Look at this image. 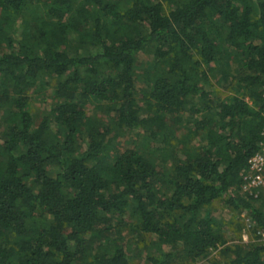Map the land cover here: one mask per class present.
<instances>
[{
  "label": "trees",
  "instance_id": "1",
  "mask_svg": "<svg viewBox=\"0 0 264 264\" xmlns=\"http://www.w3.org/2000/svg\"><path fill=\"white\" fill-rule=\"evenodd\" d=\"M263 128L264 0H0V264H264Z\"/></svg>",
  "mask_w": 264,
  "mask_h": 264
},
{
  "label": "rangeland",
  "instance_id": "2",
  "mask_svg": "<svg viewBox=\"0 0 264 264\" xmlns=\"http://www.w3.org/2000/svg\"><path fill=\"white\" fill-rule=\"evenodd\" d=\"M208 90H219L221 89L223 93L226 94L228 90H225L222 88V86H219L217 83H211L207 86ZM35 101V100H34ZM35 103L36 109L39 110H45V104H43L42 100H37ZM93 108V107H90ZM138 132H130L126 133L124 136V140H122V143H124V146H136L137 145V139L138 138ZM198 141L200 139L198 138ZM174 141H171L173 143ZM207 211H210L211 214L220 221L221 224L226 225V236L229 239V243H234L239 241V237H241L243 240H247L249 236H251L252 232H250V235L248 233L249 226L243 228L242 232L239 233L238 231H235L237 228L238 222L242 223H248L245 217L246 212L240 213L239 218L235 214V212L225 208L221 202H215L212 204ZM245 225V224H244ZM142 260V259H141ZM197 264H225V261L221 254L219 253V249L214 250L209 258L202 260L198 262Z\"/></svg>",
  "mask_w": 264,
  "mask_h": 264
},
{
  "label": "built area",
  "instance_id": "3",
  "mask_svg": "<svg viewBox=\"0 0 264 264\" xmlns=\"http://www.w3.org/2000/svg\"><path fill=\"white\" fill-rule=\"evenodd\" d=\"M262 136L258 149L242 173V192L264 202V128Z\"/></svg>",
  "mask_w": 264,
  "mask_h": 264
}]
</instances>
